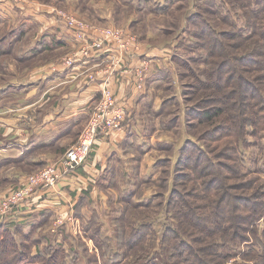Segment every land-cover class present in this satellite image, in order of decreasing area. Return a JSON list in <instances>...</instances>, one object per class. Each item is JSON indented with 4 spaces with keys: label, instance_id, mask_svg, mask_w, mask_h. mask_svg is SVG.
<instances>
[{
    "label": "rangeland",
    "instance_id": "obj_1",
    "mask_svg": "<svg viewBox=\"0 0 264 264\" xmlns=\"http://www.w3.org/2000/svg\"><path fill=\"white\" fill-rule=\"evenodd\" d=\"M241 1L245 2V8L238 9L236 6ZM249 1H254V4L249 5ZM40 2L46 4L51 11L54 10L56 14L66 12L68 17H61L65 23V20L70 21L75 18L96 31L105 29L125 31L124 33H130L138 38L142 46L147 44L163 47L164 53L167 51L166 53L170 56V64L159 68V73L157 72L155 77L152 76L153 82L146 85V91H142L143 102L135 110L132 126L128 128V140L126 139L116 160L111 164L112 170L104 179L102 190L108 198L107 207L101 210L99 203L95 204L97 209L90 207L85 220L82 217V222H79L82 233L72 234V239L63 242L66 246L64 249L67 255L66 264H75L74 260L76 264H86L91 261H93L92 264H174L172 245L163 238L168 225H173L175 228L178 226L179 229V222L173 214H176L174 206L181 198L174 196L173 192L189 194L196 187L197 182L199 181L200 184L202 181L197 180L193 166L187 165L185 154H182L188 140H195L202 145L208 154L209 162V157L215 159L224 183L237 187L249 185L248 191L238 190L235 192L236 195L245 194L250 198L253 192L264 186V134L257 137L247 135V143L244 144L247 146L242 145L244 148L239 149L240 164L238 165L234 159L237 156L234 150L235 132L229 129L230 126L232 127V122L226 121L232 120L231 111L236 110L234 96H239L238 94L232 92L229 87L224 89L223 92L227 93V97L222 100L226 114L217 115L213 124L211 121H205L199 125L198 120L187 115L190 106H193L198 99L197 96L194 100L193 97L188 96L187 89H191L193 85L194 71L200 75L199 70L205 68L202 42L193 35L196 28L189 21L192 16L198 15L210 21L218 31H226L234 35L241 30L247 34L249 31L244 28L247 27V20L243 14L249 10L262 11L264 3L261 0L257 2L256 0H41ZM32 18L25 16L19 10L8 16L0 14V39L4 43L3 48H7L6 45L12 41L11 51L15 50L22 41L23 45L26 44L24 47L28 49L32 46L31 43H37L39 39H43L40 24ZM233 24L238 26L237 31L231 28ZM13 27H24L29 34L21 38L19 30L8 33L10 31L8 28ZM229 43L230 52L237 53L232 48L237 47L238 39ZM76 50L70 52L67 49L57 50L61 57L57 67L63 66V60ZM49 53L57 55L55 50ZM7 57L10 62L8 68L12 71L9 77L15 79V71L22 74L30 68H39L46 60L49 59L47 61L49 62L52 55L36 61L32 59L23 61L16 58L13 52L7 54ZM105 68L106 66H103L100 71L89 72L86 74L87 78L92 81L91 76L101 74ZM258 80H262L261 76L255 79L256 83ZM260 85L264 86V84ZM111 90L118 99V94ZM246 92L244 89L242 94ZM251 97H254L253 91L250 95H246L243 101L251 100ZM98 100L92 104L89 117L83 119V126L79 128L78 134L74 133L76 139L74 138L72 144L66 148L62 157L50 165L60 163L66 151L79 141L96 109ZM208 105L210 103L205 107ZM215 124L216 129L222 127V130L233 135L226 138L220 135V143L216 144L214 140L218 134L214 132L212 126ZM239 129L238 125L234 130L237 132ZM209 131L214 133L208 137L209 140L200 141L201 134ZM95 145L87 160L79 168L87 163ZM217 147L220 150L218 154H215ZM46 166L39 167L34 173ZM224 166H230L232 170H236L237 178L227 176L229 170ZM214 173V166L210 162L205 179L214 181L212 175ZM198 193L192 200L186 197L188 205L181 207L178 203V206L182 209L181 213L184 210L188 219L193 222L194 230H190L192 238H195V232H198L209 239L213 234L219 233L214 222L217 218L212 208L205 204L207 202L205 195ZM168 201L171 202L167 205ZM199 215H201V221L196 220ZM53 225L54 219L47 229L51 235L46 236L61 235V233L54 234L50 231ZM207 233H210V236H207ZM246 235V240L235 247L232 257L226 260L227 264H256L255 255L257 254L249 251L252 249L256 253L257 251L261 253L262 248L257 240L264 242V212L259 220L249 227ZM44 242L46 243H42L40 247L42 251L52 252L53 250L51 251V247L48 246L51 242L46 241V238ZM185 247L184 250H186ZM216 250L225 252L226 248L218 247ZM37 252H39L37 248L32 250L33 254ZM64 257L61 256V258Z\"/></svg>",
    "mask_w": 264,
    "mask_h": 264
},
{
    "label": "crops",
    "instance_id": "obj_2",
    "mask_svg": "<svg viewBox=\"0 0 264 264\" xmlns=\"http://www.w3.org/2000/svg\"><path fill=\"white\" fill-rule=\"evenodd\" d=\"M40 1L18 0L0 4V14L3 16L19 10L25 16L33 17L40 24L43 34V39L31 43L28 49L21 41L17 49L12 51L13 42L3 48L4 43L0 39L1 59L6 60L7 54L11 52L23 61L43 60L52 55L51 60H46L39 68H30L22 74L15 71V79L9 77L12 71L8 68V59L0 72V194L25 184L28 176L39 167L50 165L62 157L66 148L76 139L74 133L78 134L83 119L89 117L91 106L97 101L105 81H108L110 88L118 94V99L126 105L128 116L125 128L100 138L87 163L68 177L67 181L49 193H38L12 219L0 223L12 231L23 229L28 232L44 214L49 225L57 214L67 216L73 211L82 222V217L85 220L90 207L97 209L96 203L100 204L101 210L107 207L108 198L102 190L104 179L128 140V128L132 126L135 110L143 102V92L137 91L133 78V69L139 65V59L129 60L114 77L97 73L93 81L86 74L100 71L105 65H99L101 57H94L86 63L60 71L62 66L57 65L61 57L57 50L67 49L70 52L77 49L78 44L74 33L58 13ZM8 29V33L19 30L21 38L29 34L24 27ZM54 50L57 55L49 53ZM143 50L154 59L147 75L148 86L153 82L152 76L159 73V68L170 64V56L167 51L164 53L163 47L145 44ZM66 230V233L72 235L68 228ZM62 234L64 232L49 237L46 235L51 234L47 231L42 235L46 241L53 238L56 242H64ZM42 240L43 244L46 243L44 238Z\"/></svg>",
    "mask_w": 264,
    "mask_h": 264
},
{
    "label": "trees",
    "instance_id": "obj_3",
    "mask_svg": "<svg viewBox=\"0 0 264 264\" xmlns=\"http://www.w3.org/2000/svg\"><path fill=\"white\" fill-rule=\"evenodd\" d=\"M253 2L249 1V5H253ZM261 2L264 3L263 0ZM244 4L245 2L241 1L236 7L243 9L246 5ZM262 8H264V4ZM245 12L243 17L247 20L246 26L248 28L244 27L249 31L247 34H244L241 30L238 33H234V35L226 31H218L210 21H206L202 16L199 17L198 15L192 16L189 21L196 28L193 35L202 42L201 48L204 50L203 65L205 68L199 70L200 75L194 71L193 85L191 89H187L188 96L193 97V100L196 96L198 98L195 104L190 106L187 115L198 120L197 123L199 125H202L205 121H211V124H213L217 115L224 116L226 114L222 100L227 97V93L223 92L224 89L229 87L232 92L238 94L239 96H234L236 99L234 100L236 102H234L236 110L232 108L234 109L231 111L232 120L228 119L226 121L232 122V127L230 126L231 128L229 127V129L235 132L233 137L236 139L234 150H236L237 156H235L237 159L236 157L234 159L238 165L240 164L239 149L242 145L247 146L244 145L247 143V135L257 137L264 134V86L260 85L264 84V9L262 11L257 10V12L251 10ZM241 19V16H239V20ZM231 28L237 31L238 26L233 24ZM236 38L238 39V45L232 49L236 50L235 52L237 53L232 54L229 50L231 49L229 42ZM6 60L0 58L1 71L6 66ZM259 76H261L263 81L258 80V83H256L255 79ZM244 89L247 92L242 94ZM252 91L254 97H251V100L247 101L246 99L243 101V98L246 95H250ZM209 103L210 105L205 107ZM233 121L238 123L240 127L237 132L234 129L238 125L236 126ZM212 126L214 127V132L218 134V137L214 140L216 144L220 143V135L224 138L233 135L222 130V127L216 129V124ZM213 134L211 131L203 132L199 140H209L208 137ZM219 150L217 147V150L214 151L215 154H218ZM182 154H185L187 165L189 167L193 166V171L198 177L197 180L201 179L202 181H200V184L198 181L196 187L189 194L173 192V195L181 198L178 203L181 207H184L189 203L186 197L192 200L199 194L198 192L204 194V198L207 200L205 204H208L207 207L212 208L217 218L214 222L219 233L213 234L207 239L200 235L201 233L195 232L196 237L192 238L190 230H194L193 222L188 219L184 210L181 213L182 209L176 203L174 206L176 214H173V216L179 222V229L177 228L178 226L176 229L173 225H168L163 238L172 245L174 264H227L226 260L232 257L235 251L234 248L246 240V232L249 231V227L259 220L264 212V186L253 192L250 198L245 194L236 195L235 192L238 190L248 191L249 185L246 187L241 186L243 189H239L241 187L224 183L218 163L211 157H209V160L215 170V173L212 174L214 181L206 180L205 176L210 162L208 161L207 152L200 143L195 140H188L182 150ZM224 168L229 170L227 176L237 178L238 173H236V170H232L230 166H224ZM170 202L168 201L167 205ZM200 216L196 220L201 221ZM46 217V214H44L39 223L34 224L28 232L23 229L12 231L4 225H0V264H66L67 255H65L64 250L66 246L63 242L57 243L54 239H48L51 242L48 245L51 249L48 248L51 251L53 250L52 252H44L40 248L43 242L42 238H45L42 235L43 233L41 234L40 232H47L49 228V222ZM193 221L195 222L194 218ZM66 231V228L61 231L62 233L64 232L62 234L64 242L73 238ZM61 232L59 231V233ZM207 236H210V233H207ZM257 241L263 251L261 250V253L257 251L258 253H256L255 250L251 249L249 252L257 254L255 255L257 258L255 259L256 264H264V242L260 239ZM184 247L186 250L183 249ZM218 247L226 248V251L216 250ZM34 248H37L39 252L33 254L32 250ZM62 255L65 257L61 258ZM74 263L76 264L75 260ZM92 263L93 261L86 264Z\"/></svg>",
    "mask_w": 264,
    "mask_h": 264
},
{
    "label": "built area",
    "instance_id": "obj_4",
    "mask_svg": "<svg viewBox=\"0 0 264 264\" xmlns=\"http://www.w3.org/2000/svg\"><path fill=\"white\" fill-rule=\"evenodd\" d=\"M16 1L18 0H0V4ZM58 15L60 18L68 17L64 11ZM65 21L74 33L78 48L76 52L63 60L60 71L70 69L79 63H86L94 57H101L102 62L99 65L106 66L101 73L114 77L128 59H139V65L133 69L134 85L137 91L145 90L147 75L154 59L144 52L138 38L115 29L96 31L75 18ZM91 80H95V76H91ZM103 84L99 92L98 104L87 127L79 141L66 151L63 160L30 175L25 184L17 189L0 194V223L12 219L15 213L38 193H49L60 183L67 181L68 177H71L87 160L91 149L100 138L125 128L128 116L126 105L115 98L108 81ZM79 222L74 211L67 216L57 214L51 232L58 234L62 228L66 227L73 235L81 234L82 228Z\"/></svg>",
    "mask_w": 264,
    "mask_h": 264
}]
</instances>
